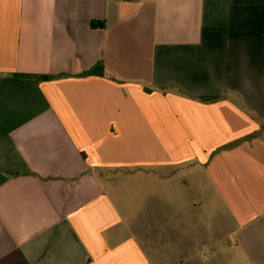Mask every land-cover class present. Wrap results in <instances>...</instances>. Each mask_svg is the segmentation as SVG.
<instances>
[{
  "label": "crops",
  "instance_id": "0c3cea01",
  "mask_svg": "<svg viewBox=\"0 0 264 264\" xmlns=\"http://www.w3.org/2000/svg\"><path fill=\"white\" fill-rule=\"evenodd\" d=\"M0 264H264V0H0Z\"/></svg>",
  "mask_w": 264,
  "mask_h": 264
},
{
  "label": "rangeland",
  "instance_id": "374dc122",
  "mask_svg": "<svg viewBox=\"0 0 264 264\" xmlns=\"http://www.w3.org/2000/svg\"><path fill=\"white\" fill-rule=\"evenodd\" d=\"M201 199V198H199ZM217 200V198H215ZM216 204H221V202L219 201V199L216 201ZM255 245L253 244H249L246 245L245 247L240 244V241L238 239V237H230L227 239V241H225V246L224 249L222 250L221 247H214V251H221L225 254H243V253H252L253 252V247ZM205 253H209V251L204 250Z\"/></svg>",
  "mask_w": 264,
  "mask_h": 264
},
{
  "label": "trees",
  "instance_id": "16d2710c",
  "mask_svg": "<svg viewBox=\"0 0 264 264\" xmlns=\"http://www.w3.org/2000/svg\"><path fill=\"white\" fill-rule=\"evenodd\" d=\"M98 69H102V67L100 65L95 66L89 73H95V71H97ZM23 77H28L27 75H21Z\"/></svg>",
  "mask_w": 264,
  "mask_h": 264
}]
</instances>
